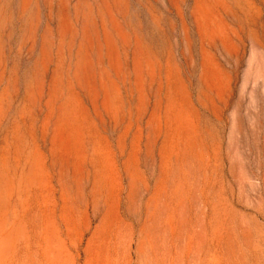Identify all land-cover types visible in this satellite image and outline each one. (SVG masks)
<instances>
[{
    "label": "rangeland",
    "instance_id": "rangeland-1",
    "mask_svg": "<svg viewBox=\"0 0 264 264\" xmlns=\"http://www.w3.org/2000/svg\"><path fill=\"white\" fill-rule=\"evenodd\" d=\"M0 264H264V0H0Z\"/></svg>",
    "mask_w": 264,
    "mask_h": 264
}]
</instances>
